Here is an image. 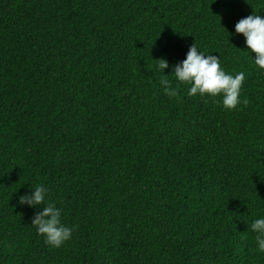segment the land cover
<instances>
[{
  "label": "trees",
  "instance_id": "16d2710c",
  "mask_svg": "<svg viewBox=\"0 0 264 264\" xmlns=\"http://www.w3.org/2000/svg\"><path fill=\"white\" fill-rule=\"evenodd\" d=\"M264 0H0V264H264V72L235 24ZM196 43L241 104L169 99ZM254 55V54H253ZM43 184L72 239L19 196Z\"/></svg>",
  "mask_w": 264,
  "mask_h": 264
},
{
  "label": "clouds",
  "instance_id": "9594fccd",
  "mask_svg": "<svg viewBox=\"0 0 264 264\" xmlns=\"http://www.w3.org/2000/svg\"><path fill=\"white\" fill-rule=\"evenodd\" d=\"M228 34L243 36L247 49L244 52L249 54L254 67L264 72V14L253 13L240 19L235 24L234 33ZM167 68V60H158L159 85L169 99L178 98L180 86L186 85L188 97H219L217 103L225 110H235L239 105L247 104L246 99H241L245 73L241 71L233 75L226 72L221 66L220 56L205 54L196 43L189 47L185 59L172 67L175 86L168 79L169 75L164 74ZM18 203L34 210L31 227L47 245L58 249L72 239L74 228L62 223L63 209L49 199L48 189L43 184L31 186L30 192L19 196ZM250 228L255 234L256 250L264 253V216L252 220Z\"/></svg>",
  "mask_w": 264,
  "mask_h": 264
}]
</instances>
